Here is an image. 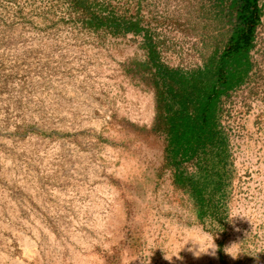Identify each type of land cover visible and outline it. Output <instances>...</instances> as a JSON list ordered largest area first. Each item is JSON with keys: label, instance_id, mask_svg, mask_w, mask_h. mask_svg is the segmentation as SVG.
I'll list each match as a JSON object with an SVG mask.
<instances>
[{"label": "rangeland", "instance_id": "1", "mask_svg": "<svg viewBox=\"0 0 264 264\" xmlns=\"http://www.w3.org/2000/svg\"><path fill=\"white\" fill-rule=\"evenodd\" d=\"M213 1L111 3L127 2L159 58L187 68L226 38ZM77 16L68 0H0V264H264V92L231 93L224 225L199 222L163 139L138 129L153 92L125 67L144 59L143 37Z\"/></svg>", "mask_w": 264, "mask_h": 264}, {"label": "trees", "instance_id": "2", "mask_svg": "<svg viewBox=\"0 0 264 264\" xmlns=\"http://www.w3.org/2000/svg\"><path fill=\"white\" fill-rule=\"evenodd\" d=\"M68 1L86 28L141 34L145 57L131 59L125 71L153 92L154 115L149 128L138 129L163 139L171 184L189 201L199 222L209 218L223 224L232 176L229 135L235 102L230 96L242 88L264 92V0L213 1L215 17L227 27L226 38L222 43L210 41L209 53L187 68L159 58L156 41L139 13L125 14L122 6L127 2ZM241 104L249 106L248 99ZM224 117L232 121L224 123ZM217 251L223 260L222 240H217Z\"/></svg>", "mask_w": 264, "mask_h": 264}, {"label": "clouds", "instance_id": "3", "mask_svg": "<svg viewBox=\"0 0 264 264\" xmlns=\"http://www.w3.org/2000/svg\"><path fill=\"white\" fill-rule=\"evenodd\" d=\"M212 254L215 255V252H213ZM233 258H235V257H233ZM165 259H169V258L165 257ZM169 260H170V259H169Z\"/></svg>", "mask_w": 264, "mask_h": 264}]
</instances>
